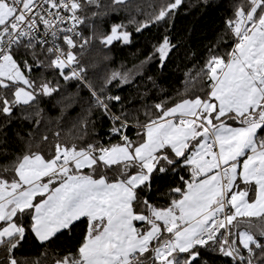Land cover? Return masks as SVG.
I'll use <instances>...</instances> for the list:
<instances>
[{"label": "snow or ice", "instance_id": "6c2138e0", "mask_svg": "<svg viewBox=\"0 0 264 264\" xmlns=\"http://www.w3.org/2000/svg\"><path fill=\"white\" fill-rule=\"evenodd\" d=\"M184 2L0 0V264H264V0L235 5L231 43L206 45L176 99L142 69L155 59L163 72L179 51L169 33ZM120 11L127 23L105 20ZM154 26L164 33L135 73L89 79L92 41L111 51ZM125 86L135 94L114 92ZM52 101L61 116L80 106L81 138L106 120L107 141L61 143L57 131L40 136L49 151L33 150V131L20 129L39 127ZM29 242L43 251L20 259Z\"/></svg>", "mask_w": 264, "mask_h": 264}, {"label": "trees", "instance_id": "16d2710c", "mask_svg": "<svg viewBox=\"0 0 264 264\" xmlns=\"http://www.w3.org/2000/svg\"><path fill=\"white\" fill-rule=\"evenodd\" d=\"M107 2V0H103ZM138 3L145 6L149 4H159L166 2V0H137ZM244 0H207L205 4L204 0H185L181 9L177 11L174 17L170 35L175 43L177 40L181 41L178 45L179 51L173 49L175 55L170 54L171 63L167 68L160 71L157 67L158 61L153 59L149 64L143 66V75H152L156 81V84L160 88L164 89L163 94L172 96L176 99L179 97L176 95L177 91L183 92L184 90V72L186 68H193V65L199 66L202 58L205 54L206 45L214 41L218 35H224L225 21L228 19L234 10V7L238 3H242ZM117 18H123L127 23V13L109 12L105 20H113ZM138 20L142 17L137 15ZM118 22V20H117ZM98 30H103L108 27L106 23L97 21ZM134 26L129 25L132 29ZM164 33L163 28H156L155 26L151 31L144 30L143 34H137L133 30V41L129 45H121L114 43L111 46V51L107 48H102L98 42L92 41L94 46H90L85 50L84 56L81 58L82 62L89 66V79L95 84L99 82V79L105 74L106 71L125 70L132 69L135 73L134 66L139 65L140 61L152 51L151 45L156 43V37ZM85 35H90L89 32H85ZM227 44L231 43V39L224 35ZM227 46V45H223ZM194 53V55H193ZM105 55L109 59H105ZM134 81L141 86L150 85L151 82L141 78V74H135ZM76 82H70L67 85V91L75 93L77 91ZM199 87V84L196 85ZM143 90V87L141 88ZM63 91V87H62ZM114 92L119 93L122 97H127L130 94H135L134 89L125 86L123 89H114ZM153 94L159 95V91L156 88H152L149 92L151 97ZM80 97L87 98L88 90L81 87L79 89ZM59 99V97H57ZM146 103H152L151 99H147ZM140 101L133 99L131 105L136 107L140 106ZM44 109V113L41 117V123L39 127L34 128L31 124L25 122L22 129H20L21 135H25L28 130L33 131L32 147L33 150L43 148L45 152L49 151V148H44V143L53 142V133L60 132L61 143L75 142L76 144H83L87 140L93 137H99L103 141H107L109 133V124L106 120H97L95 126H89L88 135L81 138V130L75 125V121L80 113V106L73 105L65 109L63 116H61L60 106L55 104V101L51 103H45L40 105ZM95 119V117H93ZM11 127L5 129L9 132V136L12 135ZM47 133L49 137L48 142L41 143L40 136ZM129 135H134V131H130ZM3 157H0V163H3ZM78 239V237H76ZM75 241L73 240L72 243ZM60 244L69 243L68 241H60ZM43 249L37 248L33 243L29 242L23 246L18 252L20 259L29 258L34 259L40 255ZM50 255V254H49ZM42 260L44 257H40Z\"/></svg>", "mask_w": 264, "mask_h": 264}]
</instances>
